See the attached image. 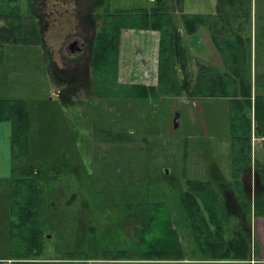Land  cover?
I'll list each match as a JSON object with an SVG mask.
<instances>
[{"label":"rangeland","instance_id":"obj_1","mask_svg":"<svg viewBox=\"0 0 264 264\" xmlns=\"http://www.w3.org/2000/svg\"><path fill=\"white\" fill-rule=\"evenodd\" d=\"M29 4L38 8L35 10L43 20L41 44L31 47L7 43L0 48V98L22 100L28 107L29 153L24 165L37 173L36 179L43 187V200L47 205L43 214L41 260L51 264H109L99 260L102 254L132 251L137 246L136 237L141 244H156V228L141 236L139 232L134 233L130 224L134 210L143 204L147 207L159 204V208L166 210L164 215L170 211L179 222L177 231L185 257L201 258L198 239L191 233L190 222L179 200L184 185L182 180L194 178L191 174L196 171L190 167L192 163L197 169L201 165L210 170L217 164L221 171L225 170L222 163L227 152L223 139L228 141L226 106L222 109L219 101L188 102L185 94L152 103L124 99L96 101L88 96L90 86L87 87L89 98L85 89L79 87L75 96L74 88L79 81L69 80L74 75V64L67 60L64 52L72 39L88 45L92 30L100 24L95 18L105 11L114 13L140 8L169 11L171 0H17L12 5L0 0V27L4 25L2 17L9 6H17L20 15L28 17ZM173 6L174 10L178 7L171 13L176 48L181 49L184 40L191 54L188 70L184 73L182 63L176 60L178 77L186 82L188 78H195L196 61L203 62L204 58L194 37L184 33L180 14H212L215 0H182ZM252 12V73L256 81L264 79V0H252ZM177 32H181V37H177ZM138 42L143 43L142 40ZM151 43L146 42V47ZM134 44L133 39H127L123 46L124 65L120 78L123 83L139 81L129 79L130 72L139 70L129 57ZM86 50L75 65L83 63L89 69L92 47ZM214 65L218 68L220 63L215 61ZM154 66L152 60L149 69L153 77L149 82L155 81ZM83 74L84 69L80 77L86 81ZM67 88L58 101L54 93ZM256 90L264 96V88ZM211 103L213 110L207 107ZM105 106L110 110L103 111ZM192 120L197 125L191 123ZM124 130L135 135L129 139L132 142L121 138L119 132ZM259 140L252 137V158L264 166V142ZM215 145L220 148L219 152H214ZM211 157L214 159L209 161ZM8 169L4 167L7 173ZM225 179L231 180L230 177ZM240 183L248 197L252 193L256 198L261 195L259 187L252 190L255 182L250 186L248 175ZM5 188L0 189V258L5 254L3 247L8 245ZM244 201V193H241L239 204ZM237 202L233 201V206ZM223 217L226 218L224 214Z\"/></svg>","mask_w":264,"mask_h":264},{"label":"trees","instance_id":"obj_2","mask_svg":"<svg viewBox=\"0 0 264 264\" xmlns=\"http://www.w3.org/2000/svg\"><path fill=\"white\" fill-rule=\"evenodd\" d=\"M12 5L17 0H7ZM172 8L132 9L97 15L100 24L96 28L93 42L90 71L94 82V99H124L126 101L159 102L165 97H180L187 94L177 74L175 61V32L171 13L173 4L182 0H171ZM29 3V2H28ZM215 16H180L189 33L199 26H207L220 54L225 71L199 65L196 77V96L206 99L229 100V148L226 159L231 168V177L238 183L244 170L252 165V113L255 135L264 137V96L257 94L256 88H264V79L254 81L252 90L251 48L248 36L251 0H217ZM31 13L21 16L17 6H9V11L0 27V48L7 43L38 46L41 44L43 20L29 4ZM168 9V8H167ZM170 9V8H169ZM38 10V8H37ZM180 11V10H179ZM243 20V21H242ZM95 21V20H94ZM242 21V22H241ZM123 30L155 31L159 34L156 85H122L117 80L120 35ZM178 36V34H177ZM187 96H190L187 94ZM10 124L9 154L11 171L8 179H0V189L6 187L8 194V245L4 264H51L41 260L43 253V214L47 205L43 200L42 185L36 174L27 170L29 153V114L25 101L0 98V124ZM109 134V133H106ZM119 134V133H118ZM110 136V134H109ZM113 136V135H111ZM128 136L121 133V138ZM25 164V165H24ZM257 167L258 164L256 165ZM264 184V168L260 174ZM120 178V176L118 177ZM186 190L180 195L182 210L187 215L192 235L198 239L200 261L240 262L251 257L250 225L246 233L239 237H228L224 224L219 220V194L210 188L211 182L186 179ZM5 188V189H6ZM246 209L250 212L249 203ZM153 204L152 208L143 204L138 229L141 236L158 230L156 244H141V249L133 251L104 252L103 262L146 261L179 262L187 260L180 242L176 222L170 211ZM255 216H264V194L253 206ZM246 212V210H245ZM5 214V209H3ZM1 214V210H0ZM247 214V213H246ZM164 215V216H163ZM98 260V259H96ZM9 262V263H8ZM3 264V263H0Z\"/></svg>","mask_w":264,"mask_h":264},{"label":"flooded vegetation","instance_id":"obj_3","mask_svg":"<svg viewBox=\"0 0 264 264\" xmlns=\"http://www.w3.org/2000/svg\"><path fill=\"white\" fill-rule=\"evenodd\" d=\"M217 0H215V11L212 13V14H209V15H195V16H203V17H208V16H215L216 15V10H217ZM188 16H194V15H188ZM243 21V20H242ZM241 21V22H242ZM91 27H93V25H91ZM248 27L249 29L247 30L248 31V36L250 38V48L252 49V29H253V12H252V0H251V10H250V21H249V24H248ZM42 28H43V25H42ZM183 28H184V33L187 35V36H192L197 32L198 29H205L206 33L204 35V39H203V45L200 44V46L198 45V43L196 42V44L200 47V53L202 54L203 58H204V61L203 62H200V61H196V76L194 79H191V78H188L186 82H184L183 80L180 79V82H181V85L185 86V90L187 92V94H189L190 96H187V94H185V96H187V98H189L188 102H193L195 103L197 100H200V101H205V102H208L207 104H209V101H219V102H222L223 106L222 109H224V107L226 106V109H227V116H228V141L223 139V141H225L227 143V150L229 148V100L228 99H206V98H200V97H197L196 96V77H197V74H198V66L199 65H204V66H208V67H211V68H214L215 70L219 71V72H224L225 71V66H224V63H223V60L220 56V54L218 53L217 49H216V46L214 44V41L212 39V36H211V31L210 29L207 27V26H199L197 27V29L195 30V32L193 33H189L184 25H183ZM175 30V29H174ZM123 31H136V30H123ZM122 31V32H123ZM121 32V33H122ZM149 32H155V31H149ZM157 33V32H156ZM178 36L177 37H181V32H177ZM95 36H96V30H92V36H91V39H90V42L88 45H84L79 39H72L71 41H69L65 47V55L67 57V60L70 61V62H73V67H72V72L74 75L70 76L69 80L70 81H73V79L76 78L75 82H77V80L79 81L77 83V85L75 86L74 88V95L77 96L78 94V91L79 89H76L77 87H79L80 89H85V95L87 96L88 94V89L87 87L90 86L91 90L89 92V95L88 96H92V98H94V82H93V78H92V74H91V71H90V63L88 64V68L87 69L85 67V65L83 63H81V65H75L76 64V60H78L80 58V56H82L84 54V52H87L86 49H93V42H94V39H95ZM176 37V36H175ZM120 38H121V35H120ZM183 40V39H182ZM195 40V38H194ZM182 48L181 49H178L176 48V45H175V61L177 60L178 62H180V64L182 63L183 66H181V69L183 71V73L188 70V64L191 60V54H190V51L188 49V47L186 48V45H185V41L183 40L182 42ZM121 45V44H120ZM120 45H119V51H120ZM87 46H89L88 48H86ZM88 50V51H89ZM209 53L211 54V56L209 55ZM92 56V55H91ZM91 56H90V59H91ZM216 57V62L220 63V66L215 67L214 65V59ZM157 58H158V53H157ZM119 59V58H118ZM44 60V59H43ZM206 61V62H205ZM90 62V61H89ZM44 63V61H43ZM177 63V62H176ZM187 63V68H185V64ZM82 66V69H80L79 67ZM83 69H84V74L83 76L85 77L86 81H82L83 79H81L80 75L82 74L83 72ZM86 69V70H85ZM118 70V69H117ZM156 73H157V69H156ZM189 76V72L187 73ZM183 75V74H182ZM156 77L157 75L155 76V85H156ZM251 77H252V90H253V93H255L254 91V80H253V73H252V52H251ZM183 79V78H182ZM117 80L119 82V79H118V72H117ZM258 81V80H256ZM120 83V82H119ZM89 84V85H88ZM122 85H127V84H124V83H120ZM128 85H134V84H128ZM137 85V84H135ZM153 85V86H155ZM82 86V87H81ZM147 87H152V86H147ZM257 89V88H256ZM67 89H65V91H57L54 93V96L58 98V101H60V96H62V93L64 92L63 95H65V92H66ZM257 91V90H256ZM87 96V97H88ZM89 98V97H88ZM166 98H169V97H166ZM97 101V100H96ZM221 103H218V105H222ZM110 105V104H109ZM213 104L211 103V105H207V107L209 109H212L213 110ZM220 108V107H218ZM103 111H109L110 108L108 107H104L102 109ZM114 126L116 125L115 123H113ZM109 133V132H107ZM119 133H126L128 134V136H123L122 139L124 140H127L129 141V139H133L135 137V135H133L132 132H130V130H124L123 132H119ZM109 135V134H107ZM252 137L255 138L257 137L255 135V125H254V120H253V113H252V134H251V146H253V141H252ZM257 139H260L259 141L261 142H264V137L260 138V137H257ZM127 141L125 143H127ZM129 142H132L131 140ZM9 143V141H8ZM219 147L218 146H214V152H219ZM207 155H209V148L207 146ZM252 157V156H251ZM214 159V157H211V158H208L209 161H212ZM210 163V162H209ZM258 164L259 167H257L256 165ZM212 165V164H211ZM222 165L225 167V169H230V172H231V168H230V165H229V162L227 161L226 159V154L223 158V163ZM190 167L193 169V171H200L201 168L203 170H205L206 168H204V166H199L201 168L198 167L197 169V166H195V164H190ZM261 167L264 168V166H262L261 164H259L257 161H253V158H252V165H251V168L249 170H244L243 171V174L240 175L239 179H238V183H234L233 182V179L232 177L230 181H226L225 177H223L222 175V171H221V168H219V166L216 164L213 165V168L211 169H219V171L217 172H214L215 175H210L209 178H211V180H206V179H198L199 177H196V175L194 174V178H189V179H198V180H206V181H210L211 182V185H210V188L215 190L218 194H219V204H218V207H219V213H218V218L219 220L224 224V230H225V233L227 234L228 237H232V235L234 237H239L240 234H243V233H246L247 231V224L250 225V222H251V218L252 216H255L254 215V210H253V206L256 202V197L254 196V194H250V196L248 197L246 194H245V191L243 190V187H242V183H240L242 181V179L244 177H246V175H248V179L250 177V186H253V183L255 182V185L254 187L252 188L253 191H256L257 187H259L258 190H260V193L261 194H264V184L262 183V180H261V177H260V174H261ZM197 169V170H196ZM210 169V170H211ZM35 174H37L36 172H33ZM217 174V175H216ZM185 179H188V178H185ZM232 181V183H231ZM184 182V185L182 187V190H181V194L186 190L187 186L185 184V180L183 179L182 180V183ZM233 184H238L239 185V189H237L236 191V194L239 193L240 194V198L241 199V193H244V203L241 202L240 204H242L241 206V210L239 209V215H240V221H239V224L241 225L239 230L238 231H235L234 229H232V227L229 225V216H232V215H237V210L236 209V205L233 206V202L230 200V193L232 192L233 188L231 185ZM238 201V199H237ZM249 203V208L250 209V212H247V205L245 206V204ZM153 206V205H152ZM147 207V206H146ZM226 207L227 208V211L225 213L224 216H221L220 214V211L223 210V208ZM143 205H141V208L140 206L138 207V209L134 210V215L131 217V220H130V224L133 225V231L134 233H137L139 232L138 229L140 227V223H141V217H140V213H141V210L143 209ZM149 208H152V207H149ZM246 210V212H245ZM247 213V214H246ZM257 217V216H255ZM260 217V216H259ZM188 219V218H187ZM226 226H229L230 228L229 229H225ZM250 240H249V244H250V248H251V253L252 254V248H253V245H254V241H252V238H251V226H250ZM134 237V236H133ZM135 242L137 244V246L134 247V249L132 250L133 252H136V250H140L141 249V240L140 238L136 237L135 238ZM199 250V249H198ZM123 251H127V250H123ZM116 252V251H115ZM130 252V251H128ZM188 259V258H187ZM195 259H199V258H195ZM185 261V260H184ZM200 261V260H199ZM103 262V261H101ZM125 262H128V263H137V262H145V263H148L146 261H112V262H108L109 264H122V263H125ZM170 262H173V261H170ZM179 262H182V261H179Z\"/></svg>","mask_w":264,"mask_h":264},{"label":"crops","instance_id":"obj_4","mask_svg":"<svg viewBox=\"0 0 264 264\" xmlns=\"http://www.w3.org/2000/svg\"><path fill=\"white\" fill-rule=\"evenodd\" d=\"M206 31L205 29H198L197 32L193 35L195 38V42L198 43L200 46L203 45V39ZM129 37V38H128ZM127 39H133L135 44L132 47V53L129 54V57L132 58V61H135L136 66L138 67V71L136 72H130L129 79H139V81H130L129 83L124 84H137V85H143V86H153L155 85V81L149 82V80L153 77V73L151 72L150 65L151 61L154 60V74L156 73L157 69V53H158V45H159V34L156 32H149V31H124L121 33L120 38V51H119V59H118V79L120 83L122 82L121 74H122V66L124 65L123 61V46L126 44ZM143 41V43H139L138 41ZM151 41L152 43L147 48L145 43ZM142 45L144 49L142 48ZM138 59V60H137ZM214 61L216 60V57L213 58ZM147 61V62H146ZM148 64V65H147ZM192 112V111H191ZM191 123L194 125H197V122L195 120H192ZM210 128L211 125L209 124ZM9 136H10V124L9 123H3L0 124V179H8L10 177V171H11V163H10V154H9ZM223 149V148H222ZM220 150V148H219ZM5 159V160H3ZM9 167V172L7 173L4 170V167ZM7 170V171H8ZM219 171V169H211V170H200L196 171L195 175L196 177H199L198 179H206L211 180L209 178L210 175H215L214 172ZM222 175L225 178L231 177L230 169H225L222 171ZM4 173H7L4 175ZM217 175V174H216ZM193 176V174H191ZM233 190L230 193V200L237 201L236 204V210L237 215H232L229 220V225L234 229L235 231H238L240 228V215H239V209L241 210V206L239 204L240 201V194L237 193V189H239L238 184L231 185ZM239 208V209H238ZM227 211V208L224 207L223 210L220 211L221 216L223 214L225 215ZM251 238L252 241H254V245L252 248V254L249 260L247 261H240V262H205V261H199V259H187L182 262H148L150 264H264V216H252L251 222ZM258 240V241H257ZM3 252H5L4 256L0 258V263L3 262V258L6 257V246L3 247ZM142 263V262H141ZM145 263V262H144ZM111 264V263H110ZM122 264H137V263H122Z\"/></svg>","mask_w":264,"mask_h":264}]
</instances>
